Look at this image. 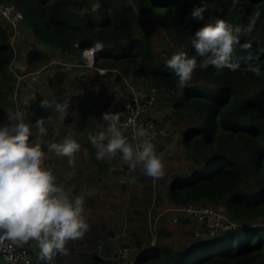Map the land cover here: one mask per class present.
I'll list each match as a JSON object with an SVG mask.
<instances>
[{
  "label": "trees",
  "instance_id": "1",
  "mask_svg": "<svg viewBox=\"0 0 264 264\" xmlns=\"http://www.w3.org/2000/svg\"><path fill=\"white\" fill-rule=\"evenodd\" d=\"M1 1L22 12L19 26L22 30L26 23L34 44L30 42L23 50L19 34L11 44L7 34L12 33V28L5 22L9 31L0 17V124L5 122L7 110L25 112L30 141L37 133L34 121L41 111L27 114V108H21L16 101V87L24 78L32 81L48 76V64L58 60L54 66H61L59 55H68L74 61L84 48L99 43L102 49L95 64L113 76L112 84H105L106 90L115 86L116 78L125 81L129 74L154 86L162 95H170L171 108L183 124V128H177L182 130L175 139L179 137L181 159L186 165L168 173L164 202L169 206L218 204L237 222L235 228H226L213 237H207L204 231L194 236L195 231L186 244L177 248L167 242L151 244L149 237L147 247L142 249L138 240L134 264H264V0H96L95 7L87 0ZM203 5L207 6L203 21L186 19L194 6ZM256 10L261 15L254 30L240 36V43L250 41L251 47L242 49L237 45L231 56L239 69L217 72L212 66L197 68L188 86L176 87L178 78L167 67V60L172 54L184 52L199 62L201 57L190 43L197 28L215 23L216 19L246 26ZM141 16L164 31L173 51L156 47L151 36L136 32ZM18 50L23 59L17 67ZM249 65L258 68L259 73L249 71ZM11 67L19 71L17 79L21 81L16 80ZM61 73L56 70L53 76ZM102 82L107 83L105 79ZM104 88L99 93L103 100H99L102 105L97 114L101 115L96 119L100 121L103 112L113 110L108 106L114 97ZM81 92L84 95L73 97L80 105L86 100L87 89ZM125 98L126 94L117 103L122 106ZM157 100L158 94L156 103ZM82 106L80 114L89 107L86 103ZM43 108L39 107L48 114L49 110ZM73 115L69 113L62 124L72 123ZM54 124L50 121L48 130ZM88 148L96 165H106L96 159V149L90 142ZM89 243L86 233L81 240L69 241L65 245L69 255L56 253L51 264H106L100 250H93ZM22 246L33 254L32 264H49L41 258L34 241ZM108 249L103 245L102 250Z\"/></svg>",
  "mask_w": 264,
  "mask_h": 264
},
{
  "label": "rangeland",
  "instance_id": "2",
  "mask_svg": "<svg viewBox=\"0 0 264 264\" xmlns=\"http://www.w3.org/2000/svg\"><path fill=\"white\" fill-rule=\"evenodd\" d=\"M87 1L92 7H95L96 0ZM150 22L144 16H141L136 25V32L151 36L156 47H162L167 52L173 51V46L168 44L164 31L160 27L150 24ZM4 26L9 30L5 21ZM22 30L20 32V35H22L20 46L24 50L30 42L32 44L34 43L30 39L31 37L28 34L25 22H23ZM9 34L10 32L7 36ZM13 39L11 37V40ZM17 52L19 59H15V63L18 67L19 60L22 61L23 55H20L19 50ZM78 55L79 58L73 61L75 63H83L78 67H73L75 63H72L71 60L62 61L61 66H54L55 63L52 62L53 64L51 63V65L49 64L47 66L50 69V72L47 73L49 77L43 75L32 81L21 76V78H24V82L21 81L22 79H17L20 73L15 67H11L16 80L21 81L20 85L16 87V101L18 105H22L21 108H27V114H33L36 110L41 111L40 115L36 114L34 122L42 118V113L45 114L43 119L47 134L45 136H39L36 133L29 142L41 143L42 149L46 152L45 167L52 169L57 178L56 182L59 185L64 186L65 189H71L73 195L91 193V195H86L84 205L85 216L90 225L89 230L86 232L87 239H90L88 246L93 250H97V252L100 250L99 253L104 255L106 264H123L121 260L118 261V259L113 258L115 249L120 245L124 246L132 238H135L136 242L139 240V248L143 249V247H147L146 245L150 237L146 231L148 216L151 220L157 217V220H160L158 237H155V242L171 243L172 247L175 248L182 247L183 244H186L192 238L193 232L196 231V235L194 236H199L197 233L199 231L203 232V228L191 220L184 219H180L177 224H173L172 220H170L168 209H166L168 204L164 202L167 198L165 183L168 179V173L171 170L186 165V161L181 159L183 152H181L182 147L180 140H178L179 137L175 139L177 134L182 130L179 129L178 131L177 128L181 126L183 128V124L175 116L171 108L170 95H162L160 92H157L158 100L155 104L154 111L156 120L166 124L171 133L167 139L154 140L157 145V151L164 153V176L158 179L147 177L140 170L139 166L136 169L130 168L121 159L120 154H117L113 159L103 160V164L105 163L106 165L100 167L92 160V151L88 148V142H90L88 137L89 134H95L103 128L102 120L96 119L101 115V113L97 114L100 105H102L99 100L103 99H100V94L97 90L87 88V84L90 82V79L97 76L96 72L104 76V79L107 81L105 84H109L111 75L108 76V70L102 69V67H95L96 64L94 66L95 71H93L92 75L91 71L86 73L85 70L91 69L92 67L87 66L80 53ZM66 68L69 69L67 70ZM56 70L58 72L62 71L61 75L57 77L53 76V72ZM123 73L126 74L125 72ZM126 75L128 84L135 80L133 76ZM120 78H116L115 86L121 89V91L115 89L113 85L107 87L109 90H106V87L104 88L106 93L112 94L114 97L108 107L111 106L118 112H120L122 107L117 103L118 99L125 94L126 96L129 94L127 86L124 85V81ZM36 80L38 82L34 83ZM40 80L44 81L40 83ZM84 88L87 89V95H85L86 100L82 102V105L86 103L89 106L83 110L86 115L80 114L83 106L80 105L76 98H73L76 94L82 96L81 90H84ZM26 99L28 100L27 105L24 103ZM34 99L35 102H33ZM40 99H46L52 104V108L45 110H49L48 114L42 111V109H39L41 107ZM56 104H66L67 109L57 110L55 107ZM69 104H72L70 108L72 112L68 111L70 110L68 108ZM69 113H74L70 118L73 122L69 125L62 124L63 121H66L65 118H67ZM85 116H91V118L87 119ZM50 121L55 124L48 130L47 125ZM166 121L169 122L167 123ZM67 136H72L81 145L80 152L76 154L74 166H69L66 157H57L53 152H49L47 147L51 143L62 141ZM173 141L175 148L169 151L167 145L173 143ZM121 178L125 179L124 183L120 182ZM154 197L155 205H153ZM217 205L214 206L217 207ZM150 208L151 211L148 212ZM164 209L167 210L165 214ZM261 222L264 223V220H261ZM104 241L106 242L102 243ZM103 245L109 247V249L102 250ZM136 255L137 253H132L133 258ZM0 264H4V262L0 261Z\"/></svg>",
  "mask_w": 264,
  "mask_h": 264
},
{
  "label": "clouds",
  "instance_id": "3",
  "mask_svg": "<svg viewBox=\"0 0 264 264\" xmlns=\"http://www.w3.org/2000/svg\"><path fill=\"white\" fill-rule=\"evenodd\" d=\"M206 10V5L194 6L186 19L203 21ZM260 15L259 10L254 11L246 26L216 19L215 23L197 28L190 43L201 57L199 62L184 52L172 54L167 60V67L178 78L176 87L188 86L197 68L212 66L217 72L225 68L239 69L238 63L231 62V56L237 45L242 49L251 47L250 41L241 44L240 36L254 30ZM96 47L99 49L102 45L98 43ZM248 70L259 73V69L251 65ZM24 103L27 105L28 100ZM40 105L52 108L46 99H42ZM55 107L57 110L67 109L66 104H56ZM6 113L5 122L0 124V241L6 238L17 245L34 241L41 258L51 264L56 253L68 256L65 245L83 239L89 230L84 205L86 195L91 193L73 195L71 189L59 185L52 169L45 167L46 152L41 143L29 142L31 129L25 122V112L7 110ZM102 121L104 127L88 137L96 149L97 160H110L120 154L130 168L139 166L147 177L158 179L164 176V153L157 151L154 133L141 124H122L118 112H103ZM35 126L39 136L47 134L42 118ZM129 127L130 136L125 134ZM47 147L57 157H66L69 166L75 165L76 154L81 150L80 143L72 136ZM174 148V141L167 145L169 151ZM120 182L124 183L125 179L121 178Z\"/></svg>",
  "mask_w": 264,
  "mask_h": 264
},
{
  "label": "built area",
  "instance_id": "4",
  "mask_svg": "<svg viewBox=\"0 0 264 264\" xmlns=\"http://www.w3.org/2000/svg\"><path fill=\"white\" fill-rule=\"evenodd\" d=\"M0 17L12 28V34L10 33L8 36L12 44L14 39L11 40V37L15 38V36L18 34L20 35L21 32L19 24L23 18L22 12L13 4L5 3L0 0ZM97 44L98 43L81 51V56L85 60V63L92 68L95 66V55H98L102 49H97ZM74 45L77 47V44ZM125 81L127 82V78ZM156 97L157 90L150 84L142 83L137 88H131L119 112L121 114V123L130 126L141 124L149 129L151 133L155 134V140L169 138L171 133L168 126L157 121L154 116ZM102 124L104 127L103 121ZM125 134L131 135L130 127ZM153 205H155V197L153 198ZM166 209H168V214L173 224H177L180 219L191 220L193 223L202 226L207 237H213L220 231L226 228H235L237 225V222H233L220 208L209 204L168 205ZM166 209H164V214L167 211ZM150 211L151 208L148 212ZM157 219L158 217L151 220L149 216L147 219L146 231L150 236L151 244L155 242L157 230L160 225V220ZM138 251L137 242L135 238H132L124 246L120 245L115 249L113 258L116 260L118 259V261L121 260L123 264H134L132 253H137ZM0 261L4 262V264H32L33 254L26 247L14 244L4 238L0 241Z\"/></svg>",
  "mask_w": 264,
  "mask_h": 264
},
{
  "label": "crops",
  "instance_id": "5",
  "mask_svg": "<svg viewBox=\"0 0 264 264\" xmlns=\"http://www.w3.org/2000/svg\"><path fill=\"white\" fill-rule=\"evenodd\" d=\"M80 53V52H79ZM59 56H62V59H61V61L59 62V64H61V62L62 61H70L71 59L69 58V56L68 55H66V56H63V55H59ZM73 56H75V55H73ZM83 58V57H82ZM58 60H54L53 62L54 63H56ZM72 61V60H71ZM72 63H75V62H73L72 61ZM53 64V63H52ZM80 64H83V63H75V65L73 66V67H75V66H79ZM51 65V64H50ZM48 66H49V64H48ZM68 67H71V66H68ZM95 67H98V66H95ZM67 70L69 69V68H66ZM103 69H106V68H103ZM79 70V69H78ZM89 71H91V75H92V73H93V71H95V69L94 68H91V69H86L85 70V72L86 73H88ZM96 74H97V76L96 77H93L92 79H90V82H88V84H87V88H89V89H92V90H98L99 91V93L100 92H102V90H103V88H104V86H105V83L104 82H102V80H104V76H102V74L101 75H99L97 72H96ZM127 76V75H126ZM111 79H113V76H110V80H109V82H111ZM127 80H128V78H127ZM143 82L142 81H138V80H133L130 84H128V81L126 82V81H124V85H126L127 86V91L129 92L130 91V89L131 88H137L138 86H140L141 84H142ZM82 95H84L83 93H82ZM108 95H110V94H108ZM48 99V98H47ZM111 107V106H110ZM121 107V106H120ZM100 108V107H99ZM111 109H112V107H111ZM112 112H118L116 109H114L113 108V110H112ZM119 113V112H118ZM106 161H107V159H105Z\"/></svg>",
  "mask_w": 264,
  "mask_h": 264
},
{
  "label": "water",
  "instance_id": "6",
  "mask_svg": "<svg viewBox=\"0 0 264 264\" xmlns=\"http://www.w3.org/2000/svg\"><path fill=\"white\" fill-rule=\"evenodd\" d=\"M97 59V56L95 55V59H94V61ZM233 222H235V220H232Z\"/></svg>",
  "mask_w": 264,
  "mask_h": 264
}]
</instances>
